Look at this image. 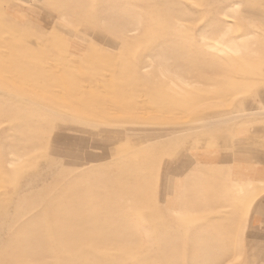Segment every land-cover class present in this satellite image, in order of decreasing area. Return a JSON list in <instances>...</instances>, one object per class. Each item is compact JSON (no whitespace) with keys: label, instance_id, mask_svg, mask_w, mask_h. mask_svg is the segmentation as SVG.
<instances>
[{"label":"rangeland","instance_id":"rangeland-1","mask_svg":"<svg viewBox=\"0 0 264 264\" xmlns=\"http://www.w3.org/2000/svg\"><path fill=\"white\" fill-rule=\"evenodd\" d=\"M0 264H264V0H0Z\"/></svg>","mask_w":264,"mask_h":264}]
</instances>
